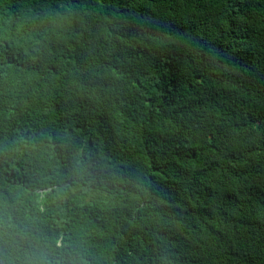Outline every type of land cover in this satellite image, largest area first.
<instances>
[{
  "label": "trees",
  "instance_id": "trees-1",
  "mask_svg": "<svg viewBox=\"0 0 264 264\" xmlns=\"http://www.w3.org/2000/svg\"><path fill=\"white\" fill-rule=\"evenodd\" d=\"M0 264H264V0H0Z\"/></svg>",
  "mask_w": 264,
  "mask_h": 264
}]
</instances>
